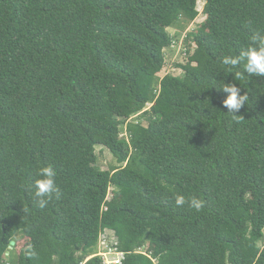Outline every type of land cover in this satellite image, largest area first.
Instances as JSON below:
<instances>
[{
    "label": "trees",
    "instance_id": "16d2710c",
    "mask_svg": "<svg viewBox=\"0 0 264 264\" xmlns=\"http://www.w3.org/2000/svg\"><path fill=\"white\" fill-rule=\"evenodd\" d=\"M200 1L184 76L160 79ZM256 35L264 0H0V264H82L106 231L124 264H264V77L222 63ZM98 146L126 166L101 170ZM48 165L60 194L41 209Z\"/></svg>",
    "mask_w": 264,
    "mask_h": 264
},
{
    "label": "clouds",
    "instance_id": "9594fccd",
    "mask_svg": "<svg viewBox=\"0 0 264 264\" xmlns=\"http://www.w3.org/2000/svg\"><path fill=\"white\" fill-rule=\"evenodd\" d=\"M222 63L229 68L243 65L244 71L249 76L264 77V36H253L249 45L246 48H242L238 55L224 56ZM220 89L227 94L226 99L223 101V106L234 117H242L236 113H239L245 103L248 102V95H241V87L235 84L223 83ZM37 176L39 178L35 180L32 199L39 208L43 209L47 206L54 193L59 197L60 190L56 185L57 173L51 165H48L40 167L37 171ZM174 201L177 207H183L187 204L196 211H200L204 207V201L196 196L186 198L182 194H175Z\"/></svg>",
    "mask_w": 264,
    "mask_h": 264
},
{
    "label": "rangeland",
    "instance_id": "374dc122",
    "mask_svg": "<svg viewBox=\"0 0 264 264\" xmlns=\"http://www.w3.org/2000/svg\"><path fill=\"white\" fill-rule=\"evenodd\" d=\"M204 7H205V2L200 1L198 3V11L200 13L198 19L193 22V23H181L178 27L176 28H171L168 29L169 35L174 39V45L166 50V66L163 69V71L158 75L160 79L171 75L174 77H183L184 76V71L181 69H178V65H186L189 61V56L193 53L195 46L193 44L192 39L195 37L196 32L198 28H200L201 25H203L207 19V17L204 15ZM190 51V52H189ZM191 53V54H190ZM190 54V55H189ZM152 105L147 106V110H150ZM138 116L133 117L130 119L126 124L132 123L138 120ZM123 126V131L121 138H125L127 140L130 139V135L127 131V126ZM145 126H147V123H144ZM96 153L98 157V162L97 166L103 170V171H112L113 169H117L120 167H125L126 164H123L121 166L113 154L106 149L105 147L98 146L96 148ZM114 188H111L110 193H109V198L110 200L113 195ZM105 233H113L112 231H106ZM113 236V234H111ZM101 240V237H100ZM104 241V239H103ZM27 244V240H23L19 238V242L17 244L15 249V253L18 255L20 252L24 249V247ZM16 245V243H15ZM14 245V246H15ZM102 246V245H101ZM99 247H100V241H99ZM98 247V250L100 249ZM258 247L260 249L264 248V242L262 244H259ZM110 258V257H109Z\"/></svg>",
    "mask_w": 264,
    "mask_h": 264
},
{
    "label": "built area",
    "instance_id": "2783aa9c",
    "mask_svg": "<svg viewBox=\"0 0 264 264\" xmlns=\"http://www.w3.org/2000/svg\"><path fill=\"white\" fill-rule=\"evenodd\" d=\"M111 234H113V236H111ZM99 241L100 247L99 244L98 247L100 249H97V252L94 255H91L85 263L82 264H86L94 258H101L103 264H124L126 253L120 251L119 242L114 233H104Z\"/></svg>",
    "mask_w": 264,
    "mask_h": 264
},
{
    "label": "water",
    "instance_id": "95a60500",
    "mask_svg": "<svg viewBox=\"0 0 264 264\" xmlns=\"http://www.w3.org/2000/svg\"><path fill=\"white\" fill-rule=\"evenodd\" d=\"M14 245H15V242H11V248H13L14 247Z\"/></svg>",
    "mask_w": 264,
    "mask_h": 264
}]
</instances>
